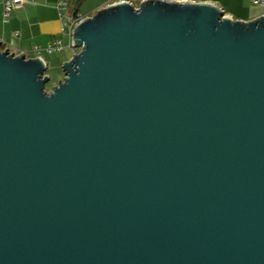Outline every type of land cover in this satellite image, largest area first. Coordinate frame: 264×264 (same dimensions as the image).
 <instances>
[{"label": "water", "instance_id": "1", "mask_svg": "<svg viewBox=\"0 0 264 264\" xmlns=\"http://www.w3.org/2000/svg\"><path fill=\"white\" fill-rule=\"evenodd\" d=\"M46 91L0 44V264H264V14L101 8Z\"/></svg>", "mask_w": 264, "mask_h": 264}, {"label": "crops", "instance_id": "2", "mask_svg": "<svg viewBox=\"0 0 264 264\" xmlns=\"http://www.w3.org/2000/svg\"><path fill=\"white\" fill-rule=\"evenodd\" d=\"M3 1L0 0V44L10 53L24 54L26 58L40 57L46 64L42 51L37 53L34 46L45 47L53 40H59L62 46L57 52L62 60L69 59L75 49L70 47L71 35L68 27H61L58 14V0H24L15 8L7 21L2 19ZM138 7L145 0H124ZM177 2H208L223 9L224 13L234 20L251 21L264 14V6L254 4L252 0H169ZM108 4V0H67L66 14L76 13V18L95 14ZM65 53H69L68 58Z\"/></svg>", "mask_w": 264, "mask_h": 264}, {"label": "built area", "instance_id": "3", "mask_svg": "<svg viewBox=\"0 0 264 264\" xmlns=\"http://www.w3.org/2000/svg\"><path fill=\"white\" fill-rule=\"evenodd\" d=\"M124 0H108V4L104 7L114 5L116 3H119ZM254 4H258L261 6H264V0H252ZM24 3V0H4L3 1V10H2V19L3 21H7L8 18L10 17L11 12L22 5ZM57 8H58V14L61 20V28L64 29L65 26L68 27V33L71 35V32L73 30L74 25L81 20L80 18L72 17V14H66L65 11L67 9V0H58L57 2ZM72 40L70 41V47H72ZM73 48V47H72ZM37 53L39 52H47L51 53L53 51H58L62 49V46L60 45L59 40H53L51 43L47 44L45 47H39V46H34L33 48ZM75 49V48H74ZM78 52V49H75V53Z\"/></svg>", "mask_w": 264, "mask_h": 264}, {"label": "rangeland", "instance_id": "4", "mask_svg": "<svg viewBox=\"0 0 264 264\" xmlns=\"http://www.w3.org/2000/svg\"><path fill=\"white\" fill-rule=\"evenodd\" d=\"M46 60L45 75L49 76V80L45 83L44 88L46 91L51 90L60 80L64 78V72L62 70V63L64 60L61 58V54L57 51L51 53L42 52ZM72 53H70V56ZM69 53H65L68 58ZM70 58V57H69Z\"/></svg>", "mask_w": 264, "mask_h": 264}, {"label": "trees", "instance_id": "5", "mask_svg": "<svg viewBox=\"0 0 264 264\" xmlns=\"http://www.w3.org/2000/svg\"><path fill=\"white\" fill-rule=\"evenodd\" d=\"M72 17H76V13H73V14H72Z\"/></svg>", "mask_w": 264, "mask_h": 264}]
</instances>
